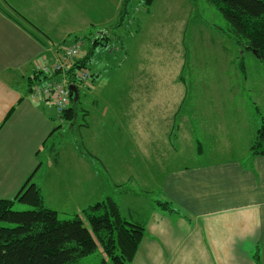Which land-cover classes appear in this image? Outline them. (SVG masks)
Segmentation results:
<instances>
[{
  "label": "crops",
  "instance_id": "crops-1",
  "mask_svg": "<svg viewBox=\"0 0 264 264\" xmlns=\"http://www.w3.org/2000/svg\"><path fill=\"white\" fill-rule=\"evenodd\" d=\"M120 3L0 0V198L13 199L31 176L46 205L56 211L55 204L71 207L81 199L83 190L86 206L90 192L108 185L99 175H109L115 182L114 190L120 193L136 192L124 188L135 178L128 172L124 137L121 133L117 137L108 135L110 123H127L129 103L111 102L103 111L94 101L87 105L91 90L83 92L86 101L80 102L73 128L78 136L92 125L97 131L79 136L84 152L78 140L74 150L63 147L65 121L57 116L54 104L31 98L36 65L56 57L86 31L109 24ZM100 35L109 33L102 28L96 38ZM137 109L144 106L138 105ZM110 110L116 114L112 119L108 117ZM171 134L172 130L167 132L168 157L161 152L163 141L153 142V151L137 141L142 150L138 162L149 165L160 176V193L150 206L148 201L144 210L139 202L138 209L126 211L128 217L145 225V236L132 264H264V157L252 156L250 151L251 161L237 157L178 166L181 152L177 151L183 141L176 144ZM196 150L198 158L206 156L199 141ZM146 152L154 153V166L147 161ZM119 157H125L122 164L117 161ZM124 172L127 175L122 176ZM140 190L143 201L148 200V186ZM159 200L171 203L179 213L172 215L157 208ZM100 201L94 198L89 205Z\"/></svg>",
  "mask_w": 264,
  "mask_h": 264
},
{
  "label": "rangeland",
  "instance_id": "rangeland-1",
  "mask_svg": "<svg viewBox=\"0 0 264 264\" xmlns=\"http://www.w3.org/2000/svg\"><path fill=\"white\" fill-rule=\"evenodd\" d=\"M124 7L127 14L118 27ZM115 16L102 26L109 33L108 40L100 37L94 46L101 27L86 31L76 40L83 41L84 54L93 50L87 64L93 75L87 105L94 101L103 111L111 102L131 106V111L125 112L130 113L127 123H110L108 135L117 137L121 133L120 137H124L128 172L135 177L124 188L136 192L120 193L114 190L115 182L109 175H99L108 185L90 192L86 206L85 190L71 207L55 204L62 219L82 214L94 198L103 201L107 196L114 197L128 219V208L138 209L136 205L140 202L139 208L144 210L148 201L150 206L158 199L160 176L149 165L141 166L138 162L142 150L137 141L152 151L153 142L163 141L161 152L166 153L169 152L167 132L172 130L173 142L183 141L177 151L181 152L178 166L237 157L251 161L250 146L264 119V65L253 51L243 48L227 33V22L209 0H121ZM81 92L83 103L85 91ZM138 105L144 109H137ZM115 115L110 110L108 117ZM73 127L74 123L62 124L65 130L62 145L65 150H74L78 140L85 152L80 137L92 135L96 128L92 125L79 137ZM198 141L207 152L201 158L196 154ZM146 154L147 161L154 166V153ZM124 160L125 157L117 159L119 164ZM109 170L113 172L110 167ZM144 185L149 190L145 193L148 200L143 201L140 188ZM71 192L76 194L74 190ZM14 209L27 211L29 207L17 203ZM103 259L106 256L98 245L97 251L80 264H101Z\"/></svg>",
  "mask_w": 264,
  "mask_h": 264
},
{
  "label": "trees",
  "instance_id": "trees-1",
  "mask_svg": "<svg viewBox=\"0 0 264 264\" xmlns=\"http://www.w3.org/2000/svg\"><path fill=\"white\" fill-rule=\"evenodd\" d=\"M209 2L227 22V33L246 50L256 51L264 65V0ZM126 10L124 7L120 12L118 27L125 20ZM100 37L105 40L109 38L98 36L94 46L98 45ZM91 53L93 50L84 54L81 60L64 73L71 85L79 91L78 102L74 103L72 99L62 117L67 123H74L81 91L89 90V86L86 89L79 88L73 76L79 68L88 69ZM61 75L54 74L56 78ZM49 79L50 76L36 72L32 83L41 84ZM12 113L13 110L7 119ZM198 146L201 149V145ZM250 151L252 156L264 157V119L251 143ZM32 180L33 176L13 199L0 198V264H80L82 259L97 251L98 245L106 256L101 264H132L145 236V225L142 222L125 217L118 203L111 197L85 208L82 214L62 219L58 211L46 205L40 187ZM17 203L29 209L15 211ZM156 206L168 214L179 213L166 201H156Z\"/></svg>",
  "mask_w": 264,
  "mask_h": 264
},
{
  "label": "built area",
  "instance_id": "built-area-1",
  "mask_svg": "<svg viewBox=\"0 0 264 264\" xmlns=\"http://www.w3.org/2000/svg\"><path fill=\"white\" fill-rule=\"evenodd\" d=\"M84 57L83 41L75 40L70 45L61 49L54 58L44 59L36 65V72L51 79L43 84H36L31 91L33 100H50L55 107L57 116L62 118L69 108L72 98L69 87L71 81L65 77L64 73L70 70L79 60ZM62 73L57 78L54 74ZM79 88L86 89L91 81V74L87 68H79L73 76Z\"/></svg>",
  "mask_w": 264,
  "mask_h": 264
},
{
  "label": "water",
  "instance_id": "water-1",
  "mask_svg": "<svg viewBox=\"0 0 264 264\" xmlns=\"http://www.w3.org/2000/svg\"><path fill=\"white\" fill-rule=\"evenodd\" d=\"M253 53L258 57L256 51H253ZM258 58H259V57H258ZM69 90H70L71 98L73 99L74 103H77V102H78V98H79V91H78V88H76L75 86L71 85V86L69 87Z\"/></svg>",
  "mask_w": 264,
  "mask_h": 264
}]
</instances>
